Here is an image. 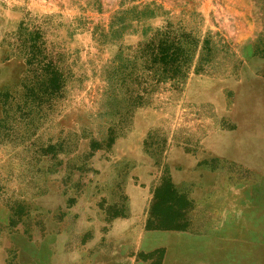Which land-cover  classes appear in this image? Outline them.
<instances>
[{"label":"rangeland","instance_id":"374dc122","mask_svg":"<svg viewBox=\"0 0 264 264\" xmlns=\"http://www.w3.org/2000/svg\"><path fill=\"white\" fill-rule=\"evenodd\" d=\"M0 264H264V0H0Z\"/></svg>","mask_w":264,"mask_h":264},{"label":"trees","instance_id":"16d2710c","mask_svg":"<svg viewBox=\"0 0 264 264\" xmlns=\"http://www.w3.org/2000/svg\"><path fill=\"white\" fill-rule=\"evenodd\" d=\"M32 42H33V45L29 48L31 51H33L36 48L35 45L37 44V37ZM151 45H153L155 50L150 54L148 59L151 60V63L153 66L158 65V67L159 66L162 67L163 62L168 57L167 52L169 50V46L166 43L164 44L158 43V44H151ZM34 56H35L34 53L27 52L26 66H27L28 73L32 72ZM161 67L159 68L160 70H162ZM38 69L41 70L42 72L41 74L42 79H40V83H41V86L44 87L43 91H45V94H50L54 96L60 93V91L63 89V83H64V81L62 80L63 74L60 68L50 66V65L49 66L44 65V66H40ZM169 190L170 192L174 194L172 187L169 186ZM158 198H159V194L156 195L155 199L157 200ZM168 203H171V202H168Z\"/></svg>","mask_w":264,"mask_h":264}]
</instances>
